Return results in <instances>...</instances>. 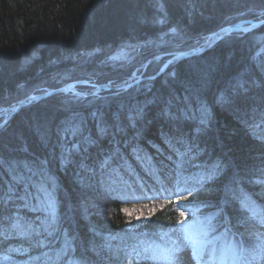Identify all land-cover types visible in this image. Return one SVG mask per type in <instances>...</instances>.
<instances>
[{
  "label": "trees",
  "instance_id": "16d2710c",
  "mask_svg": "<svg viewBox=\"0 0 264 264\" xmlns=\"http://www.w3.org/2000/svg\"><path fill=\"white\" fill-rule=\"evenodd\" d=\"M162 2L168 13L165 24L152 22V10L146 8L145 0H0V107L8 106L17 96L23 98L24 93H39L42 92L39 89L62 87L73 81L90 80L100 84L109 80L125 81L151 56L202 45L212 32L226 26L227 17L246 13L252 0ZM140 9H145L149 20L137 24L134 17ZM248 18L253 19L247 13L240 17ZM172 27L183 29L186 34L183 42H169L173 37L170 31ZM263 32L264 25L251 33L225 36L208 51L176 60L161 76L142 80L128 89L107 90L96 97H86L82 103L75 101L72 93H58L25 107L9 119L5 135L11 137L13 133H23L21 146L43 158L53 149L52 144H41L38 123L44 119H47L52 130L71 116V107L82 112L89 108L88 101L110 110H124L121 106L144 108L146 101L159 103L160 110L153 116L155 119L152 117L142 124L129 122L122 134L106 139L103 152L119 154L113 164L115 172L109 170L101 174L98 170L89 181L79 176L75 164L70 167L58 165V154L57 159L52 160L51 174L57 182L62 209L64 205L80 207L85 204L89 209L73 218L75 235L84 241L91 240L94 233H98L97 244L104 243L105 237H116L111 240V249H103L97 264H129L125 249L129 243L137 241V238L143 239V234L151 236L161 231V225H168V217L174 222L176 203H168L142 222H135L124 211L123 205L141 194L140 185L148 190L147 193L153 192L152 189L156 187L154 174L158 171L171 172L176 157L169 142L174 144L172 136L176 129L169 123L167 115H161V110L166 112L168 106L164 101L173 98V106L183 103L184 88L196 83L200 70L207 72L211 80L205 98L210 104L212 119L203 133H195L194 128L191 131L199 136L197 143L203 162L228 156L249 166L260 165L264 159V132H253L231 110L217 107L211 101L218 90L223 91L235 79L249 74L254 78L264 75L259 70L264 57H256L255 46V41ZM162 37L163 41L158 45L146 43ZM132 40L146 41L147 45L143 46L134 61L112 72L114 63L105 60L102 51ZM87 53L94 54L93 59L85 57ZM164 61L151 63L145 75L155 74ZM67 68H75L76 72L67 74L62 71ZM173 72L175 76L171 75ZM190 126L191 122L183 127L185 135L189 134ZM51 140L54 144L56 137L51 136ZM11 150L12 145H8V151ZM162 195L168 201L175 199L167 192ZM205 198L211 197L204 194L199 197ZM196 203L193 201L189 207ZM128 220H131V225L125 223ZM163 230H167V227ZM28 247L29 242L24 237H10L0 243V255L7 254L1 258L0 264H36L29 260V256L39 255V251H10ZM131 264H137V261ZM139 264L151 262L140 261Z\"/></svg>",
  "mask_w": 264,
  "mask_h": 264
},
{
  "label": "snow or ice",
  "instance_id": "6c2138e0",
  "mask_svg": "<svg viewBox=\"0 0 264 264\" xmlns=\"http://www.w3.org/2000/svg\"><path fill=\"white\" fill-rule=\"evenodd\" d=\"M145 4L152 10L153 23H166L168 13L162 0H145ZM246 13L251 14L256 23L240 19ZM246 13L227 17V26L205 38L203 45L192 51L199 52L210 46V41L223 40L233 32L247 34L264 25V0H252ZM148 20L145 9L138 10L134 17L137 24ZM170 31L173 37L169 42L184 41L183 29L172 27ZM255 46L256 57H264V39L256 40ZM128 48L136 50L134 45H128ZM128 55L121 50L107 59L123 60ZM180 55L187 56L188 53ZM175 59L178 57L174 55ZM172 62L170 60L168 64ZM259 70L264 73V60ZM77 83L97 88L90 80ZM112 83L109 80L101 87H110ZM210 87L208 73L200 70L196 83L184 88L183 103L173 106L174 98L164 101L168 107L166 112L161 110V115H167L169 123L176 129L172 136L174 144L169 142L176 160L170 173L160 170L154 174L156 187L152 191L173 195L175 199L168 203L177 204V215L174 222L168 217L169 223L161 225V231L151 236L143 234V239L137 238V242L131 245V252L127 253L131 258L129 264L133 259L137 264L141 260L151 264H264V159L259 166L236 162L228 156L204 163L197 143L199 136L191 131L194 128L195 133H203L211 122L210 104L205 98ZM39 90L45 96L51 95L46 88ZM54 90L71 92L72 98L81 103L88 96H97L96 91H77L74 85ZM22 95L23 98L15 97L7 107H0V243L10 237L27 238V249L13 248L10 251H39V255L29 256V260L36 264H97L103 249H111V240L116 237H105L104 243L97 244L98 233H94L91 240L84 241L75 235L73 218L89 209L86 204L80 207L64 205L62 209L57 182L51 174L52 160L57 159L58 154V165L70 167L75 164L79 176L89 181L98 170L101 174L109 170L115 172L113 164L119 154L103 152V145L106 139L122 134L129 122H147L146 110L139 106L110 110L88 101L89 108L82 112L71 107V116L52 130L44 119L38 123L41 144H52L53 149L41 158L21 146L23 133H13L11 137L5 135L11 114L40 99L36 95ZM145 103L149 105L152 101ZM211 103L231 110L253 132H264V75L254 78L249 74L231 81L226 89L218 90ZM189 122L190 131L185 135L183 127ZM51 136L56 137L54 144ZM8 145H12L11 151H8ZM140 188L141 196L150 199L148 190L143 185ZM105 192L111 195L108 189ZM202 194L211 198L199 199ZM193 201L197 203L189 207ZM154 212L155 209H150L143 219H150ZM125 223L131 225V220ZM165 227L167 230H163Z\"/></svg>",
  "mask_w": 264,
  "mask_h": 264
},
{
  "label": "rangeland",
  "instance_id": "374dc122",
  "mask_svg": "<svg viewBox=\"0 0 264 264\" xmlns=\"http://www.w3.org/2000/svg\"><path fill=\"white\" fill-rule=\"evenodd\" d=\"M248 19H251V18H248ZM245 20H247V19H245ZM252 20H254V19H252ZM255 21V20H254ZM261 26H263V25H261ZM261 26H259L258 28H260ZM254 30H256V29H253L252 31H254ZM218 31V30H217ZM216 32V31H215ZM235 32H233L232 34H234ZM231 34V35H232ZM231 35H228L229 37L231 36ZM258 36V35H257ZM209 37V36H208ZM225 37V36H224ZM227 37V36H226ZM259 39H264V32L263 33H261V34H259V37H258ZM258 38H256V39H258ZM163 41V37L162 38H155V39H151V40H148L146 43L148 44V45H150V46H154V45H158V43H160V42H162ZM145 42H140V41H135V40H132V41H126V42H124V43H122V44H120V46H117V47H108V48H106L105 50H103L102 51V53H103V55H104V59L105 60H108L107 59V57L108 56H111V55H117V54H119L120 52H121V50H124V51H126V52H128L129 53V55H128V58L127 59H123V60H116V61H114V60H108V61H110V62H112V63H114V65H112L111 67H112V72L113 71H116V69L117 70H120L122 67H123V65H125L127 62H131V61H134L135 60V58L139 55V53L142 51V49H143V46H146L147 44L145 43ZM217 42H219V40L218 41H216L215 43H214V45L217 43ZM128 45H134L135 46V48H136V50L135 51H132L130 48H128ZM203 45V44H202ZM213 45V46H214ZM89 54H91V55H89ZM85 55H88V56H85V57H87V58H91V59H93V57H94V54H92V53H87V54H85ZM84 57V58H85ZM103 63V62H102ZM142 68H141V65H139L135 70H136V74L138 75V74H140L141 73V70ZM134 70V71H135ZM62 71H66L67 72V74H71V73H75L76 71H75V68H73V69H71V68H67V69H64V70H62ZM133 71V72H134ZM61 72V71H60ZM63 76H65V75H61V77H63ZM74 82V81H73ZM109 82V81H108ZM108 82H106V83H104V84H108ZM113 82V81H112ZM123 82V81H122ZM121 82V83H122ZM92 83H94V84H100V83H98V82H92ZM117 83H119V82H113L112 83V85H114V84H117ZM101 84H103V83H101ZM56 88H60V87H56ZM56 88H50V89H47V90H54V89H56ZM77 88V91H93L94 89H92L89 85L88 86H79V87H76ZM130 88V87H129ZM128 89V88H127ZM112 90V89H111ZM117 90H123V88H119V89H117ZM102 92H104V91H101L100 93H98V94H101ZM38 93V92H37ZM40 93V92H39ZM58 93H63V92H57V93H55V94H58ZM69 93H71V92H69ZM55 94H52V95H55ZM52 95H50V96H52ZM50 96H48V97H50ZM47 97V98H48ZM30 106V105H29ZM7 107V106H6ZM26 107H28V106H26ZM25 108V107H24ZM24 108H22V109H24ZM145 110H146V113H147V119H151L159 110H160V106H159V103L158 102H155V101H152V103L151 104H149V105H146L145 107ZM22 109H20V110H22ZM16 114V113H15ZM142 123H144L143 121L140 123V124H142ZM168 204V202H166L163 198H159V197H151L150 199L149 198H147V197H140L139 199H136V200H134V201H132L131 203H127V204H124L123 205V208L124 209H127V214L130 216V217H132L134 220H135V222H142V221H145V220H147V219H143V217L145 216V215H147V213H148V211L150 210V209H155V212L154 213H156L157 211H159V210H161L162 208H164L166 205ZM137 216H140L141 217V219L140 220H137L136 219V217ZM133 243H134V241H133ZM133 243L131 244V245H133ZM135 244V243H134ZM131 245L130 246H128V248H127V253H129V252H131ZM6 255L7 254H1L0 255V260H1V258L2 257H6ZM131 258L130 257H128L127 256V260H128V262H129V260H130ZM133 261H136V260H131V262H133Z\"/></svg>",
  "mask_w": 264,
  "mask_h": 264
},
{
  "label": "water",
  "instance_id": "95a60500",
  "mask_svg": "<svg viewBox=\"0 0 264 264\" xmlns=\"http://www.w3.org/2000/svg\"><path fill=\"white\" fill-rule=\"evenodd\" d=\"M247 20H252V19H247ZM252 22L253 23H256V21H254V20H252ZM218 31H216V32H218ZM213 33H215V32H212L209 36H211ZM216 41H218V40H212V41H210V46L203 47L202 50L199 51V52H193L192 51L193 48H191V49H188V50H175V51H172V52L161 53V54H156L154 56H151L144 64L141 65L142 71H141L140 74L137 75L136 74V70H135L125 81H123L122 83L119 82L117 84H114V85H112V87H115L116 89H119V88L127 89V88H129V87L137 84L138 82H140L142 80H145V79H155V78L161 76L168 69V67L173 62H175L176 60H181V59H184V58H187V57H191V56H195V55L204 53V52L208 51L214 45V43ZM184 52L188 53V55L187 56H181L180 53H184ZM174 55L177 56L178 59L173 60V56ZM162 59H165V61L162 64L161 68L155 74L145 75L146 70H147L148 66L151 63H153L155 61L162 60ZM170 60H172L173 62L171 64H168V62ZM165 65H167V67H165ZM79 84H82V83H77V81H75V82L68 83L65 86L60 87V88H67L70 85L77 86ZM96 85L101 88L102 85H107V84H104L103 83V84H96ZM60 88H56V89H60ZM103 88H109V87H103ZM48 92L52 94V93H56V92H60V91L50 90ZM31 95H36V96L40 97V99L35 100L32 103H35V102H37V101H39L41 99H44V98H46V97L49 96V95L48 96H45L43 92L42 93H32ZM25 106H27V105H24L23 107H21V109L24 108ZM14 115H15V113H12L11 116H10V118L13 117Z\"/></svg>",
  "mask_w": 264,
  "mask_h": 264
},
{
  "label": "bare ground",
  "instance_id": "6f19581e",
  "mask_svg": "<svg viewBox=\"0 0 264 264\" xmlns=\"http://www.w3.org/2000/svg\"><path fill=\"white\" fill-rule=\"evenodd\" d=\"M80 81H83V80H80ZM75 82V81H74ZM71 83V82H70ZM89 84H79V85H77V86H75V89L77 90V88L76 87H79V86H88ZM65 86V85H64ZM90 86V85H89ZM63 87V86H62ZM117 90L115 87H112V85H111V87H109V88H103V87H98L97 86V88L96 89H94L93 91H96L97 92V94L98 93H100L101 91H107V90ZM48 91H50V90H48ZM40 93H42V92H40ZM57 93V92H56ZM63 93H65V92H63ZM68 93V92H67ZM52 94H55V93H52ZM51 94V95H52ZM31 95V94H30ZM50 96V95H49ZM42 100V99H41ZM40 101V100H39ZM38 102V101H37ZM37 102H35V103H37ZM32 104H34V103H32ZM31 105V104H30ZM27 106H29V105H27ZM26 107V106H25ZM132 244V243H131ZM130 243H129V245L128 246H130L131 245ZM128 246H127V248H128ZM127 248H125L126 250H127Z\"/></svg>",
  "mask_w": 264,
  "mask_h": 264
}]
</instances>
